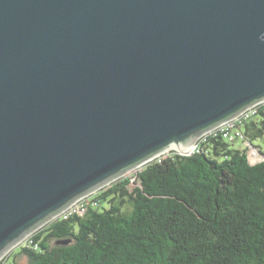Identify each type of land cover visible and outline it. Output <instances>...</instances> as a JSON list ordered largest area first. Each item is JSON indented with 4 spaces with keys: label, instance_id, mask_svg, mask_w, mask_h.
<instances>
[{
    "label": "water",
    "instance_id": "1",
    "mask_svg": "<svg viewBox=\"0 0 264 264\" xmlns=\"http://www.w3.org/2000/svg\"><path fill=\"white\" fill-rule=\"evenodd\" d=\"M262 101L264 0H0V258Z\"/></svg>",
    "mask_w": 264,
    "mask_h": 264
},
{
    "label": "trees",
    "instance_id": "2",
    "mask_svg": "<svg viewBox=\"0 0 264 264\" xmlns=\"http://www.w3.org/2000/svg\"><path fill=\"white\" fill-rule=\"evenodd\" d=\"M242 132L249 144L264 138V105ZM236 143L208 138L192 155L155 159L95 193L83 215L35 233L36 249L12 255L30 264H264V159L251 165Z\"/></svg>",
    "mask_w": 264,
    "mask_h": 264
},
{
    "label": "built area",
    "instance_id": "3",
    "mask_svg": "<svg viewBox=\"0 0 264 264\" xmlns=\"http://www.w3.org/2000/svg\"><path fill=\"white\" fill-rule=\"evenodd\" d=\"M263 105H264V101L244 110L242 113H240L234 119H232V120L214 128V129L204 133L203 135L199 136L196 139V141H194L193 145H191L187 148H184L182 150V152L178 153V154L179 155L183 154V156L192 155L195 151H197V147H198L199 143L205 142L208 138L220 137L221 139H223L229 143H235L237 141H241L243 143L244 147H247V154L249 151V153L252 154L253 157H260L263 160V156L259 153V151L256 148H254L253 146H251V144H249L248 142L245 141L244 134L242 132V128H243L244 124L246 122H248L249 120H251L257 114L258 108L263 106ZM169 152H167V153H169ZM171 152H173V151H171ZM162 156H164V155H162ZM162 156L156 157L152 161H154L155 159H158ZM152 161H150V162H152ZM150 162H148V163H150ZM148 163H146V164H148ZM145 165L138 166V167L128 171L126 174H124L123 176H121L118 179H121L124 177L131 178L133 175L140 172L141 169L143 168V166H145ZM112 183L106 184L96 191L98 192L99 190L108 187ZM96 191H94V192L84 196L83 198L77 200L75 203H73L67 209H65L64 211H62L61 213H59L58 215H56L55 217H53L52 219H50L49 221H47L46 223H44L43 225H41L40 227L35 229L33 232H31L30 234L25 236L21 241H19L15 246H13L12 249H14L16 247H19V248L20 247H27V248L36 249L35 246L32 245V241H31V238L35 233H37L39 230L44 228L46 225H48L49 223H51L57 219L66 220L69 217H71L72 215H79V216L83 215L86 212L89 200L91 199V197L95 193H97ZM92 205L96 206V203H93ZM8 253H9V251L0 258V264H4L5 258L8 256Z\"/></svg>",
    "mask_w": 264,
    "mask_h": 264
},
{
    "label": "rangeland",
    "instance_id": "4",
    "mask_svg": "<svg viewBox=\"0 0 264 264\" xmlns=\"http://www.w3.org/2000/svg\"><path fill=\"white\" fill-rule=\"evenodd\" d=\"M251 144H252V146L258 148L261 153H264V138L263 139L262 138L256 139V140L252 141ZM233 146H235V147H241V148L244 147V145H241V143H236ZM170 153H171V151L169 153H165L163 155L164 156H167ZM248 160H249V163L252 165V164H255V163H258V162L262 161V158H260V157H253L252 154H250L249 151H248ZM18 249H19V247H16V248L11 249L9 251L8 256L5 258L4 264H30L27 257H25L23 255H19V256H16L15 257V256L12 255L13 254L12 252H15V254L18 253V251H17Z\"/></svg>",
    "mask_w": 264,
    "mask_h": 264
},
{
    "label": "bare ground",
    "instance_id": "5",
    "mask_svg": "<svg viewBox=\"0 0 264 264\" xmlns=\"http://www.w3.org/2000/svg\"><path fill=\"white\" fill-rule=\"evenodd\" d=\"M181 150H183V148Z\"/></svg>",
    "mask_w": 264,
    "mask_h": 264
},
{
    "label": "clouds",
    "instance_id": "6",
    "mask_svg": "<svg viewBox=\"0 0 264 264\" xmlns=\"http://www.w3.org/2000/svg\"><path fill=\"white\" fill-rule=\"evenodd\" d=\"M255 148V147H254ZM257 149V148H256ZM258 150V149H257Z\"/></svg>",
    "mask_w": 264,
    "mask_h": 264
}]
</instances>
